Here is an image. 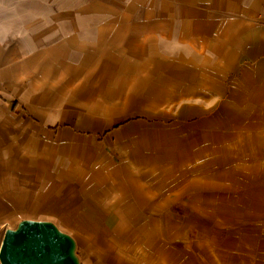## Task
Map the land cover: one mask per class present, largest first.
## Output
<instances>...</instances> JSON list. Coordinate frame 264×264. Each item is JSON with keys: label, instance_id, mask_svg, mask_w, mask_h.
I'll list each match as a JSON object with an SVG mask.
<instances>
[{"label": "crops", "instance_id": "0c3cea01", "mask_svg": "<svg viewBox=\"0 0 264 264\" xmlns=\"http://www.w3.org/2000/svg\"><path fill=\"white\" fill-rule=\"evenodd\" d=\"M263 115L264 0H0V248L31 223L76 264H179L174 219L247 208L206 165Z\"/></svg>", "mask_w": 264, "mask_h": 264}, {"label": "rangeland", "instance_id": "374dc122", "mask_svg": "<svg viewBox=\"0 0 264 264\" xmlns=\"http://www.w3.org/2000/svg\"><path fill=\"white\" fill-rule=\"evenodd\" d=\"M194 95L199 97L200 94L194 92ZM208 109L210 115H217L220 107ZM227 110L220 114H228ZM194 116L197 114L194 113ZM243 119L248 120V116ZM261 120L264 121V115ZM169 123H163L167 125L165 129H168ZM241 132L243 138L235 140V144L231 141L234 152L231 155L227 152L223 154L217 147L218 153L212 154L206 167L207 171L210 170L209 176L219 184L215 190L232 198L247 193V208H244L240 216L225 210L218 219H174L194 228L192 239L183 243L191 248L188 249L191 257L164 250L162 255L166 258L176 260L179 264H264V128L262 137L253 136L251 131ZM169 142L168 138L161 140L166 149L170 147ZM235 147L238 151L240 149L239 155ZM226 205L223 204V207ZM183 208L181 203L176 206L178 211ZM179 214L186 215V211Z\"/></svg>", "mask_w": 264, "mask_h": 264}, {"label": "water", "instance_id": "95a60500", "mask_svg": "<svg viewBox=\"0 0 264 264\" xmlns=\"http://www.w3.org/2000/svg\"><path fill=\"white\" fill-rule=\"evenodd\" d=\"M69 240L50 226L27 223L7 230L0 248L1 264H76Z\"/></svg>", "mask_w": 264, "mask_h": 264}]
</instances>
